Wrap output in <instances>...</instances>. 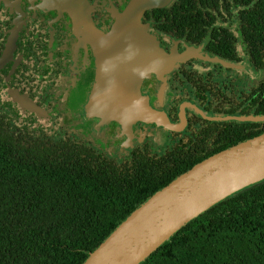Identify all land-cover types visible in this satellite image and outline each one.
I'll list each match as a JSON object with an SVG mask.
<instances>
[{
	"label": "flooded vegetation",
	"instance_id": "flooded-vegetation-1",
	"mask_svg": "<svg viewBox=\"0 0 264 264\" xmlns=\"http://www.w3.org/2000/svg\"><path fill=\"white\" fill-rule=\"evenodd\" d=\"M255 1L0 0V125L30 145L62 142L117 160L177 148L204 159L257 136L264 4ZM148 43L156 59L143 54ZM113 46L120 62L99 53ZM126 89L134 111L125 125L83 114L93 90L114 103L112 91Z\"/></svg>",
	"mask_w": 264,
	"mask_h": 264
},
{
	"label": "trees",
	"instance_id": "trees-1",
	"mask_svg": "<svg viewBox=\"0 0 264 264\" xmlns=\"http://www.w3.org/2000/svg\"><path fill=\"white\" fill-rule=\"evenodd\" d=\"M256 99L264 112V94ZM178 149L117 160L62 142L30 145L0 125V264H81L148 196L202 160ZM140 264H264V180L199 214Z\"/></svg>",
	"mask_w": 264,
	"mask_h": 264
},
{
	"label": "water",
	"instance_id": "water-1",
	"mask_svg": "<svg viewBox=\"0 0 264 264\" xmlns=\"http://www.w3.org/2000/svg\"><path fill=\"white\" fill-rule=\"evenodd\" d=\"M148 46L144 44L143 54H153L154 59L159 57L156 43H148ZM124 47L130 53V49L135 51L136 44L127 42ZM113 48L109 47L110 50L106 51L99 49V53L103 59L111 56V60L120 62L118 53L121 49L118 52ZM130 92V89H126L121 97L120 93L112 91L109 96L114 103H109L105 102L104 93L93 90L83 114L99 116L101 122L113 118L125 125V112L134 111L130 106ZM147 104H144V114L148 112L153 115L156 111L149 106L148 110ZM129 120L130 117L127 122ZM86 123L93 133V124ZM86 137L91 139L88 135ZM262 180L264 132L202 159L154 191L113 228L81 264H140L199 214L235 192Z\"/></svg>",
	"mask_w": 264,
	"mask_h": 264
},
{
	"label": "rangeland",
	"instance_id": "rangeland-1",
	"mask_svg": "<svg viewBox=\"0 0 264 264\" xmlns=\"http://www.w3.org/2000/svg\"><path fill=\"white\" fill-rule=\"evenodd\" d=\"M158 140H159V143H158V144H160V145H161V144L163 143V139H162V134H161V133H160V137H159V139H158Z\"/></svg>",
	"mask_w": 264,
	"mask_h": 264
}]
</instances>
